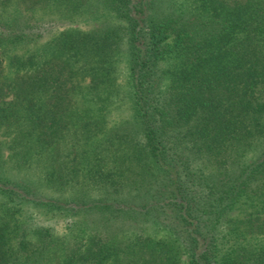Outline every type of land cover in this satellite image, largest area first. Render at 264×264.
Returning <instances> with one entry per match:
<instances>
[{
	"label": "trees",
	"instance_id": "1",
	"mask_svg": "<svg viewBox=\"0 0 264 264\" xmlns=\"http://www.w3.org/2000/svg\"><path fill=\"white\" fill-rule=\"evenodd\" d=\"M0 136V264H264V0H0Z\"/></svg>",
	"mask_w": 264,
	"mask_h": 264
},
{
	"label": "rangeland",
	"instance_id": "2",
	"mask_svg": "<svg viewBox=\"0 0 264 264\" xmlns=\"http://www.w3.org/2000/svg\"><path fill=\"white\" fill-rule=\"evenodd\" d=\"M45 18H53L57 24V29L47 38L43 39L41 43L56 37L59 33L65 30H80L87 31L94 27L96 19L94 16L85 15V16H67L63 17L59 14H50L46 15ZM102 19V18H101ZM127 69L124 61H121L117 66L116 74V85L121 90V98L118 101V104L113 106L112 111L107 116L108 126H113L119 122L122 118L129 116V104L128 100L125 99L123 94H126L127 89ZM0 139L3 140V137L0 136ZM37 172V171H36ZM35 171L30 173L31 179H35L37 176ZM23 176V175H20ZM27 219H35L45 222L48 225H51L54 230V238L56 241L60 242L66 235V221L67 217L64 215H55L53 213L41 212L32 207H24L20 211V214L16 217V220L20 223ZM178 264H188L186 257H182Z\"/></svg>",
	"mask_w": 264,
	"mask_h": 264
}]
</instances>
